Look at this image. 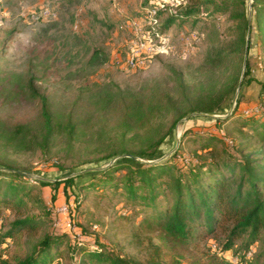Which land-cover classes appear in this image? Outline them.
I'll list each match as a JSON object with an SVG mask.
<instances>
[{
	"label": "rangeland",
	"instance_id": "374dc122",
	"mask_svg": "<svg viewBox=\"0 0 264 264\" xmlns=\"http://www.w3.org/2000/svg\"><path fill=\"white\" fill-rule=\"evenodd\" d=\"M144 1L0 0V164L50 179L81 172L71 186L59 185L53 220L44 231L82 230L122 258L142 264H217L222 258L234 264H251V259L252 264H264V230L241 259L247 234L220 253L233 225L230 219L220 217L207 229L202 216L183 239L144 221L145 212L137 211L120 189L105 186L84 193L78 188L88 179L89 169L105 166L123 153L137 155L161 138L153 157L172 152L174 171L187 174L196 164L198 177L206 183L209 176L219 174L216 168L225 172L227 162L239 163L236 182L248 160L264 165V118L244 113L261 100V93L264 96V11L257 12V7L252 11V1L247 0L226 12H205L183 24L175 22L163 54L127 68L123 61L134 39L131 22L141 21L148 28L152 16L144 20L135 16ZM242 8L247 20L250 12L251 20L246 32L249 83L241 78L246 43L242 50L231 47L237 39L235 13ZM29 83L46 94L55 122L73 113L70 139L58 131L41 141L37 101L28 92ZM234 105L225 117L194 115L181 121L193 112L226 115ZM123 174L114 176L121 179ZM166 175L164 171L154 175L167 180L159 200L162 206L166 202L173 206L172 180ZM51 193L48 186L36 185L24 197L21 213L39 215V199L49 201ZM63 204L75 225L72 229L65 227V219L54 224ZM15 212L14 204L0 206V223L7 224ZM25 240L21 233L0 243V258L13 261L24 252ZM72 242L64 243L63 255L54 264H70Z\"/></svg>",
	"mask_w": 264,
	"mask_h": 264
},
{
	"label": "trees",
	"instance_id": "16d2710c",
	"mask_svg": "<svg viewBox=\"0 0 264 264\" xmlns=\"http://www.w3.org/2000/svg\"><path fill=\"white\" fill-rule=\"evenodd\" d=\"M178 1L179 3L172 8L166 4V0H161L160 4L159 0H145L142 8L135 13V16L144 20L151 10L156 9L150 18L148 28H153L156 32L162 33L169 31L175 22L183 24L190 18L205 12L218 11L222 13L228 11L232 6L247 3V0ZM251 1L252 11H254V7H257V12L264 11V0ZM246 13V8L235 13L236 19H238L235 29L237 39L231 46L235 51L242 50L246 43L248 29ZM153 20L156 21L155 24H153ZM257 25L260 26L258 15ZM249 44L250 41L248 40V49ZM245 61L242 82L249 83L252 78L249 77L248 56H246ZM28 92L37 101V114L41 122L39 134L41 141L46 142L50 136L58 131L70 139L74 128L73 113L67 112L63 121L57 123L54 120V114L46 94L39 92L31 83L28 84ZM259 98L264 99L262 93ZM246 117L264 118V110L251 113ZM262 137L264 139V136ZM161 141L162 138L150 149L138 152V157L148 158L144 161H136L127 156L117 158L101 169L88 171V179L78 188L84 193L105 186L111 189H120L126 194V199L136 207L137 211L145 212L144 221H148L153 227H157L169 235L183 239L191 235L193 227L199 225L202 216H204L207 229H211L220 217L230 219L233 225L221 245L220 253L224 254L231 250L235 241L247 234L248 238L243 242L244 251L240 256L241 259L245 258L251 245L257 241L260 232L264 230V165L258 167L251 160H248L242 166L241 176L236 182L234 170L239 163L235 160L227 162L224 166L226 171L222 172L216 168L215 170L219 174L209 176L206 183L198 177L196 164L191 165L188 173L185 174V171L181 172L177 168L174 171V165L172 163L170 165L174 154L164 158L153 157ZM123 154L137 156L135 153ZM0 167L6 168H0V206L14 204L16 210L14 217L7 224L0 223V243L9 242L21 233H25L26 236V240L22 242L24 252L15 256L11 262L0 258V264L57 263L63 255V245L68 240L73 241L70 264H142L122 258L115 254L111 248L99 242L95 235L92 236L82 230H74L73 234L66 230H42L48 222L51 223L53 220L55 210L53 206L59 185L63 184L65 189V187L71 186L78 176L66 177L68 174H65L58 176L53 181H48L13 171L12 169L23 170L11 165L0 164ZM120 171H124V174L121 179H118L114 175ZM163 171L167 172L166 177L169 176V179L172 180L169 190L174 194L173 206L168 205L167 202V205L162 206L159 200L160 192L165 190L167 180L156 178L154 175L156 172L162 173ZM232 173L234 174L229 178ZM36 185L48 186L52 192L51 198L45 202L39 199L38 204L42 205V212L39 215L34 213L23 214L21 208L26 206L24 197L29 196ZM82 197H86V194ZM76 204L78 205V202ZM0 219H2V215H0ZM71 224L75 226L73 223ZM3 225L5 227H2ZM251 261L252 259L250 260L252 264ZM217 264L234 263L222 258Z\"/></svg>",
	"mask_w": 264,
	"mask_h": 264
},
{
	"label": "built area",
	"instance_id": "2783aa9c",
	"mask_svg": "<svg viewBox=\"0 0 264 264\" xmlns=\"http://www.w3.org/2000/svg\"><path fill=\"white\" fill-rule=\"evenodd\" d=\"M159 0V4H160ZM179 3L178 0H166V4L169 6H176ZM156 12V9L151 10L149 13L153 15ZM156 21L153 20V24ZM133 32H134V39L132 40L127 55L124 58V67H135L140 65L145 61V59L154 57L157 55H161L166 51L167 46L171 42L170 33L167 32H156L153 28H145L141 21H132L131 22ZM264 110V99L260 100L258 103L246 108L244 113L251 114V113H258ZM59 213V219H57L54 224L60 225L63 220L65 227L68 229H72L70 217H67L68 214V206L67 204H63L57 209ZM63 218L61 217V215Z\"/></svg>",
	"mask_w": 264,
	"mask_h": 264
},
{
	"label": "water",
	"instance_id": "95a60500",
	"mask_svg": "<svg viewBox=\"0 0 264 264\" xmlns=\"http://www.w3.org/2000/svg\"><path fill=\"white\" fill-rule=\"evenodd\" d=\"M250 12H249V15H248V31H249V28H250ZM248 34V33H247ZM248 47V36H247V40H246V46H245V52H244V60H245V58H246V56H247V48ZM245 62V61H244ZM241 78H242V76H241ZM241 79H240V81L238 82V86H237V90H236V92H235V95H234V97H233V102H234V104L236 105V103H237V101H236V99H237V95H238V91H239V89H240V87H241ZM235 105L234 106H232V108L230 109V111L226 114V115H218V114H209V113H205V112H193V113H190L189 115H187L185 118H183V119H181V121H185V120H187L189 117H191V116H194V115H201V116H206V117H212V118H220V117H225V116H228L229 114H231L232 113V110L234 109V107H235ZM179 138V137H178ZM178 143H179V139H177V145H178ZM177 145H176V147H177ZM176 147L174 148V150L176 149ZM173 150V151H174ZM172 152H168L167 154H165V155H163L161 158H164V157H167L169 154H171ZM122 156H128V157H131V158H133V159H136V160H141V159H139V157H137V156H135V155H132V154H120V155H117V156H115L114 158H112V160H110V162L108 163V164H110V163H112L115 159H117V158H119V157H122ZM141 161H144V160H141ZM107 164V165H108ZM107 165H105V166H107ZM105 166H101V167H98V168H94L95 170H98V169H101V168H103V167H105ZM1 168V167H0ZM1 169H6V168H1ZM13 171H18V172H21V173H24V174H26L27 176H30V177H34V178H38V179H44V180H48V181H53L54 179H50V178H46V177H43V176H39V175H35V174H33V173H30V172H23V171H20V170H17V169H12ZM84 171H88V169H86V170H84ZM89 171H90V169H89ZM79 173H81L80 171L79 172H73V173H70V174H68L66 177H71V176H75V175H78Z\"/></svg>",
	"mask_w": 264,
	"mask_h": 264
}]
</instances>
